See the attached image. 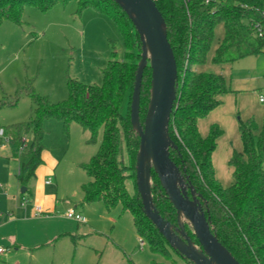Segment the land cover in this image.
Wrapping results in <instances>:
<instances>
[{"label":"trees","instance_id":"1","mask_svg":"<svg viewBox=\"0 0 264 264\" xmlns=\"http://www.w3.org/2000/svg\"><path fill=\"white\" fill-rule=\"evenodd\" d=\"M67 1L0 0V26L7 20L22 23L24 3L48 10ZM76 1L82 10L93 8L113 17L122 36L124 57L118 58L115 41H111L112 58L102 68V83L85 84L70 78L69 96L59 102L36 92L33 80L28 79L14 98L5 96L0 100V109L15 107L20 95L26 94L33 105L28 121L8 126L0 123V146L9 144L13 158L20 164L19 177L27 180L42 162L45 119L61 120L66 131L71 124L77 123L90 134V143H97L101 135L97 153L83 165L89 177L82 185L83 203L102 201L108 210L121 207L123 212L129 211L138 235L150 251L168 261L154 264H177L165 238L144 214L136 185L140 137L131 123V101L142 54L140 36L114 0ZM154 1L165 19L178 67L177 100L169 126L170 136L178 149H171V158L202 195V207L218 240L240 263L264 264V118L261 126L254 118L239 121L243 150L233 151L228 164L234 182L229 187L223 186L213 163V154L223 132L218 125H213L208 136L203 137L199 121L221 104L220 97L228 93L230 87L223 74L196 70L197 66L207 63L215 30L220 24H224L225 35L212 59L213 64L232 63L264 53V0ZM151 80L152 70L147 66L141 94L142 124L151 99ZM126 102L128 109L124 113ZM29 135L32 137L30 144ZM122 137L131 162L129 167L119 159ZM152 174L156 207L165 220L178 225L176 209L157 174L154 171ZM130 177L135 179L136 194H130L126 187ZM186 228L198 244L187 222ZM185 260L186 264H194ZM127 264L134 263L129 259Z\"/></svg>","mask_w":264,"mask_h":264},{"label":"rangeland","instance_id":"2","mask_svg":"<svg viewBox=\"0 0 264 264\" xmlns=\"http://www.w3.org/2000/svg\"><path fill=\"white\" fill-rule=\"evenodd\" d=\"M21 21L7 20L0 26V100L14 98L28 79L33 80L36 92L53 102L65 100L70 78L85 84L102 83V68L112 58L111 41H115L118 58L124 57L122 36L113 17L93 8L82 10L76 0L48 10L24 3ZM224 67L233 85L246 88L242 98L246 107L237 119L245 121L249 114L261 122L264 53ZM32 108L30 98L21 94L15 107L0 109L1 125L28 121ZM127 109L126 102L122 111ZM44 130L42 162L27 180L19 177L20 164L9 144L0 146V248L7 251L0 264H15L5 257L14 253L20 264H127L129 259L134 264L167 263L138 235L129 211L123 212L121 207L108 210L102 201L83 203L82 185L89 180L83 165L97 153L101 135L97 143H90V134L77 123L66 131L64 123L53 118L45 119ZM228 135L232 144L242 145L239 133L237 139L233 132ZM31 140L29 135L28 144ZM119 159L131 165L123 137ZM231 171L227 164L218 169L222 181L217 178L225 187L224 178L233 177ZM126 187L136 194L134 178L126 180ZM37 207L43 210L38 217ZM70 208L83 214L87 223L67 218L64 214ZM15 239L19 248L13 246ZM171 252L177 264H186Z\"/></svg>","mask_w":264,"mask_h":264},{"label":"water","instance_id":"3","mask_svg":"<svg viewBox=\"0 0 264 264\" xmlns=\"http://www.w3.org/2000/svg\"><path fill=\"white\" fill-rule=\"evenodd\" d=\"M134 25L142 42L141 60L131 101V123L140 137L136 185L144 214L157 227L170 249L194 264H242L212 232L210 219L188 177L171 158L178 146L170 136V121L177 100L178 67L168 38L166 22L154 0H114ZM151 67V99L144 124L141 94L144 72ZM159 178L167 198L177 211L178 225L165 220L152 195V172ZM26 188L22 189V193ZM192 227L198 244L187 232Z\"/></svg>","mask_w":264,"mask_h":264},{"label":"crops","instance_id":"4","mask_svg":"<svg viewBox=\"0 0 264 264\" xmlns=\"http://www.w3.org/2000/svg\"><path fill=\"white\" fill-rule=\"evenodd\" d=\"M225 35V29H224V24H220L217 26L216 30H215V38L211 47V50L208 54V60L207 63L204 65H200L196 67V70L198 72H206L209 70H212L216 73H220L223 74L227 80V84L230 87V91L224 95H222L220 97L221 99V104L214 109L209 115L208 117L201 119L199 121V130L200 133L203 137L208 136L210 129L213 125H218L221 130H222V135L220 136V138L218 139V145L216 150L214 151L213 154V163H214V167H215V172H216V176L222 181V179L219 177L218 175V169L219 168H224V166L228 164L233 151H239L241 152L243 150V145H240L239 143H235L232 144L231 143V138L229 137L230 135H228V132L230 133H234L235 134V138L237 139L238 137V133H239V138L241 140L240 137V131H239V122L240 118L237 119L238 114L241 112L242 109H244L246 107V103H244V99L243 98V93L246 91V88H244L241 85H233V82H231L229 80L228 77L229 76V70L225 69L224 65H215L212 63V59L215 55V52L217 50V48L219 47L221 41L223 40ZM253 89V88H251ZM260 97V95H259ZM242 100V103H241ZM260 104V103H259ZM262 118L264 117V109H262V113H261ZM246 120L250 119V115L247 114V116L244 117ZM262 118H261V122H262ZM261 122L259 121V126H261ZM221 142L223 144V146L221 145ZM242 143V141H241ZM220 146L221 149H220ZM223 149V151H222ZM221 154V155H220ZM218 155H220L218 157ZM218 157V158H217ZM230 167V166H229ZM232 172V171H231ZM233 174V172H232ZM226 180V185L227 187H229L230 185L233 184L234 182V178L233 177H229V176H225L224 178ZM38 208L41 209V212L39 210H37ZM71 209V208H70ZM41 213L43 214V210L41 207H37L35 210V216H41ZM65 215V214H64ZM13 246L16 247H20L21 245L17 244V239L14 240L13 242ZM7 251L3 254H0V257L3 256L4 254H6ZM9 253V252H8ZM5 257L8 258V260H13L15 262V264H20L17 259V253L13 254V255H6ZM2 260V257H1ZM0 260V262H1ZM7 263V262H6Z\"/></svg>","mask_w":264,"mask_h":264},{"label":"built area","instance_id":"5","mask_svg":"<svg viewBox=\"0 0 264 264\" xmlns=\"http://www.w3.org/2000/svg\"><path fill=\"white\" fill-rule=\"evenodd\" d=\"M260 102L261 103H264V95H260ZM37 210H39L41 212V209L40 208H38ZM65 216L67 218L72 219V220H75V221H77L79 223H87V219L84 217V215L81 214V213H79V212H77V210L74 209V208L69 209L66 212ZM5 252H6L5 249L0 248V254H3Z\"/></svg>","mask_w":264,"mask_h":264}]
</instances>
